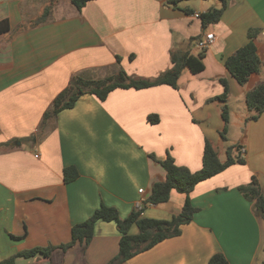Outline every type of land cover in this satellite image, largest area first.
<instances>
[{"label":"crops","instance_id":"obj_1","mask_svg":"<svg viewBox=\"0 0 264 264\" xmlns=\"http://www.w3.org/2000/svg\"><path fill=\"white\" fill-rule=\"evenodd\" d=\"M24 1L0 0V22L8 19L11 27L0 35V261L55 246L51 259L19 256L16 264H107L119 253L116 223L97 222L90 244L78 242L65 251L60 246L72 240L73 226L102 204L126 218L141 199L147 203L144 217L178 215L185 194L174 190L165 203L147 202L154 184L166 179L159 160L170 153L177 165L197 171L209 139L223 160L229 145L244 148L245 153L236 148L234 156L245 162L195 187L190 197L198 210L180 235L123 264H209L217 252L230 264H264V219L239 190L255 177L264 193V113L251 120L246 103L247 93L264 82V0H230L221 20L207 27L194 14L217 8L220 0L192 1V6L184 0H92L73 16L31 30L21 26L9 40L15 25L25 23L23 9L19 22L13 21L11 3ZM61 2L58 12L64 11ZM251 29L259 31L261 69L242 85L226 60L247 43ZM208 33L215 39L205 50V69L184 70L180 89L167 84L117 88L105 100L85 94L58 114L42 141L37 137L31 148L24 147L20 139L37 134L44 113L76 74L116 69L120 56L128 74L153 79L172 67L173 50L200 53L192 38ZM223 80L229 86L227 143L220 134L224 103L211 101L225 92ZM150 115L159 121L150 122ZM233 131H242V138ZM69 166L80 175L67 183ZM138 232L133 225L131 233Z\"/></svg>","mask_w":264,"mask_h":264},{"label":"trees","instance_id":"obj_2","mask_svg":"<svg viewBox=\"0 0 264 264\" xmlns=\"http://www.w3.org/2000/svg\"><path fill=\"white\" fill-rule=\"evenodd\" d=\"M62 0H48L46 6L47 13L60 4ZM78 10H82L86 4L92 0H68ZM182 0H171V3H178ZM230 0H220L219 8H214L208 12L202 13L201 20L203 27L219 22L229 5ZM190 12V11H188ZM10 22L5 19L0 22V35L10 30ZM259 31L251 29L248 33V41L245 45L237 49L226 60V67L237 81L244 85L250 77L260 71L261 59L257 52L255 38ZM200 38H192L199 40ZM204 51L199 55L192 54L190 51L173 50L171 52L172 67L159 74L153 79L143 78L128 74L121 65V57L117 56L118 72L103 79H90L82 75L71 79L69 85L60 92L53 100L50 108L44 113L42 127L46 128L50 123H54L58 114L67 108H73L81 96L85 94H94L101 100H105L108 95L117 88H148L156 85L167 84L179 89V80L184 70L188 69L193 74H197L205 69ZM225 86V92L211 101L219 100L224 103L222 106V118L224 128L220 131L221 137L225 143L229 141L228 131L230 122V111L227 102V93L229 91L228 82L222 81ZM246 103L252 112L251 120H258L264 113V82L249 91L246 95ZM149 120L152 123L159 121L157 115H150ZM241 150L239 145H229L226 149V158L220 157L218 148L206 139L202 168L197 171H191L188 167L179 166L169 153L167 157L159 162L166 170V179L157 182L153 186L152 195L147 202L152 204H162L170 200L172 192L175 190L186 195L185 203L181 212L170 219H154L144 217L141 212L133 211L128 217L121 218L119 211L115 207L102 204L93 215L82 223L75 224L72 228L71 242L60 246L63 250H68L78 242L90 244L95 236V225L99 221L115 222L120 232V248L118 255L107 264H123L138 253L144 252L159 242L178 236L182 233V226L193 220L197 208L192 204L190 194L195 187L208 180L236 163H244L242 156H234L235 149ZM157 159L156 157H154ZM79 171L76 167H67L64 171L65 181L73 182L79 177ZM239 190L251 201H254L256 213L264 218V193L254 177L249 184L241 185ZM136 225L139 229L137 234L131 233V228ZM55 246L46 248L36 247L29 250L18 252L0 264H16V258L19 256L30 258L42 253L46 258H50ZM209 264H230L223 252L215 253Z\"/></svg>","mask_w":264,"mask_h":264},{"label":"rangeland","instance_id":"obj_3","mask_svg":"<svg viewBox=\"0 0 264 264\" xmlns=\"http://www.w3.org/2000/svg\"><path fill=\"white\" fill-rule=\"evenodd\" d=\"M47 1L48 0H27V1H24L23 3H20V4H18L16 2L11 3V5H14L13 6V14H12V16L14 17L13 21L15 23L19 22V19L17 17V13L23 9L22 14H25L24 19H23V22H25V23L23 25H21L20 23L17 24V25H15V27L13 28V31L9 33L8 39L11 40L13 38V33L14 32L17 33L18 31H20L22 29V27H28L29 30H31L32 28H35L37 26H40V25H43V24H48L50 22H53L55 19H57L61 15L68 14L66 16H73V15H75V14H77L79 12L78 9L74 5H72L68 0H62L61 4L64 3V5H65V6H63V9H62L64 11L58 12V9H57L58 5H57L54 9H52L51 11H49L47 13V11H46V6L48 5ZM184 1H187V4L189 6H192V1L195 4L197 3V0H184ZM184 1L182 0L179 4H181ZM219 7L220 6H218L217 8H219ZM31 8H33V10ZM201 52L202 51H200V53ZM200 53H197V55H199ZM206 53H207V51L204 52V55ZM116 69H117V67H116ZM116 69H114L112 66L105 67V68H103V70L101 68V71L98 68L91 69V73L87 74L86 76H87V78H89V77H96V78L99 79V78H102V75L101 74H103V75L105 74V77L116 74L118 72V69L117 70ZM167 70H165V71H167ZM165 71H163V72H165ZM80 75L86 77L84 74H81V73L76 74L75 77H78ZM179 86L181 88V82H179ZM175 89H177V88H175ZM216 102H217L216 105L223 104L219 100H216ZM41 123H42V121H41ZM54 125H55L54 123H52V125L50 123L46 128H44V127H42L43 125L40 124L39 129L37 131V134L36 133H31L30 135H28V136L20 139L23 142L24 147L31 148L33 146L32 145L33 144L32 142H34L35 138H37V137L39 139V142L42 141L49 134V132L53 129V126ZM212 127H213V125H212ZM233 133H234L233 134L234 137H237L239 135L242 138V134H243L242 131L241 132H239V131H233ZM238 139H239V137H238ZM219 140H220V135H218V137H217V142ZM44 248H46V247H44ZM39 256H41V258L43 257L46 260L51 259V257L50 258H46L42 253H39V254H37L35 256H32L30 258L35 259V258H38ZM116 256L117 255H115L112 259H114Z\"/></svg>","mask_w":264,"mask_h":264},{"label":"built area","instance_id":"obj_4","mask_svg":"<svg viewBox=\"0 0 264 264\" xmlns=\"http://www.w3.org/2000/svg\"><path fill=\"white\" fill-rule=\"evenodd\" d=\"M201 15L202 13H195L194 16L196 18H201ZM214 39H215V35L214 33H208L206 35H204L202 38H200L196 44H195V47L197 49H199L200 51H204L206 49H208L210 47V45L214 42ZM241 151L243 153H245V149L242 148ZM39 156V154L37 155V157ZM140 192L143 193V189H140ZM146 201L144 199H141L139 200L137 203H136V206H135V211H139L143 214L144 210H145V207H146ZM152 204V203H151Z\"/></svg>","mask_w":264,"mask_h":264}]
</instances>
